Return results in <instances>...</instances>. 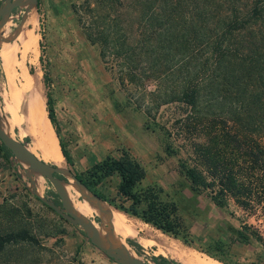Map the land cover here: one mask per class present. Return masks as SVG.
I'll use <instances>...</instances> for the list:
<instances>
[{
	"label": "rangeland",
	"instance_id": "rangeland-1",
	"mask_svg": "<svg viewBox=\"0 0 264 264\" xmlns=\"http://www.w3.org/2000/svg\"><path fill=\"white\" fill-rule=\"evenodd\" d=\"M4 2L0 0V5ZM39 6L40 11L36 5L28 10L24 5L16 6L0 28V117L10 118L11 114L13 121L12 108L15 110L19 123L13 125V136L27 144L31 141L30 128L24 121L30 91L21 94L15 105L2 59L9 52L25 54L18 37L3 48L8 37L23 27L21 31H33L38 41L37 56L28 58L27 66L35 75L44 102L46 90L53 97L59 136L73 159L69 164L64 158L66 167L82 170L99 160L102 152L119 155L122 149H128L145 167L142 184L157 185L163 197L177 204L190 243L123 212L132 229L124 240L135 254L153 264L157 263L152 257L158 255L171 264H186L179 254L190 250L213 258L216 264H264V201L254 208H246L233 198L219 205L209 189L192 187L179 165L182 157L190 160L189 141L184 139L178 122L183 106L176 101L160 102L164 89L158 79L145 77V59L138 57L134 61L138 82L122 84L118 79L120 60L102 58L100 44L85 34L82 21L89 20L88 0H40ZM164 7V0H116L100 5L98 11L117 14L136 39L141 31L149 30L146 28L152 22L157 23L156 16ZM152 11L154 18L150 20ZM30 12L33 15L28 17ZM179 56L175 54L174 59ZM95 149V155H99H90ZM38 153L44 159L42 152ZM118 180L113 175L99 187L113 195ZM75 195L74 189L76 204ZM42 197L61 202L46 176L0 148V231L26 227L36 237L35 242L21 240L6 245L0 250V264H122L94 245L78 225L49 207ZM84 217L106 226L93 210ZM127 237L139 243L140 251Z\"/></svg>",
	"mask_w": 264,
	"mask_h": 264
},
{
	"label": "trees",
	"instance_id": "trees-1",
	"mask_svg": "<svg viewBox=\"0 0 264 264\" xmlns=\"http://www.w3.org/2000/svg\"><path fill=\"white\" fill-rule=\"evenodd\" d=\"M113 1L88 0L85 34L100 44L102 58L120 60V83L138 82L134 61L142 57L145 77L158 79L164 89L160 102L183 106L178 122L189 141L190 160L182 157L179 165L192 187L209 189L219 205L229 198L246 208L264 201V0H164L157 23L136 39L117 14L99 13L100 5ZM39 5L37 0L38 11ZM39 46L42 60L41 41ZM44 76L47 82V70ZM45 96L61 152L72 164L59 136L50 91ZM0 148L11 153L1 139ZM70 170L116 210L190 243L177 204L163 197L157 185L142 184L145 167L128 149ZM113 175L119 178L115 193L105 194L99 186ZM21 240L35 242L36 237L26 227L0 231V250ZM126 240L140 251L133 238ZM152 258L157 264H171L163 255Z\"/></svg>",
	"mask_w": 264,
	"mask_h": 264
},
{
	"label": "bare ground",
	"instance_id": "bare-ground-1",
	"mask_svg": "<svg viewBox=\"0 0 264 264\" xmlns=\"http://www.w3.org/2000/svg\"><path fill=\"white\" fill-rule=\"evenodd\" d=\"M23 5L25 7H28L29 6V0H25ZM31 15H33V14L30 12L28 17H30ZM22 28L23 27L17 29V31L15 33L11 34L10 37H8L9 40H8L7 44L4 43L3 48H6L9 45H11V43L15 40V38H17L19 36V38L21 39V41H23V44L25 46V52H24L25 55L31 53V54H34L36 56L37 45H38V41L36 40L37 38L29 37L28 35L27 36L26 35L21 36V34H19V32L21 31ZM19 52H21V51H19ZM9 54H10V52H9ZM15 54H16V52H15ZM20 55L23 56V54H21V53H20ZM2 56H4V55H2ZM8 57H6V58H8ZM24 58H25V56H24ZM15 60H17V59H15ZM4 62H7V60ZM9 75H11V74H9ZM29 110H30V114H31L30 115L31 119L34 121L33 126H34V129L36 130L35 134L38 136V139H39L38 145H40L42 156H43V158H45L44 159L45 161L53 163V165H55L54 170L59 171V173L61 174L60 180H61L64 188L66 189L68 196L70 197L74 207L76 208V205H77L76 209H79L81 212H83L84 216H87L88 213H90L92 210L97 212L98 214H100L103 221L105 223L110 224L112 227V229H110V230H108V229L106 230V229H103L102 227H100L102 229L103 233L106 235L108 245L109 246L115 245L119 249L128 250V251L135 254V252L129 248L126 241L124 240V236L126 234H131V232H132V229L130 227L131 225L128 226V224L126 223L127 220H126L125 214H123L122 212H120L118 210L111 208V206L105 200H101V199L95 197L90 191H88L83 185H81L72 176V174L68 171V168L66 167V165L64 163V156L61 152V149H60V146L58 143V138H57L56 134H54L51 126L45 121V119L42 117V115L40 113L42 108H39V110H40L39 111L37 108L30 107ZM0 126L9 135L13 136L12 130H13L14 126H13V123L11 121V118H0ZM27 147L33 153H35L34 152L35 150H33L29 144H27ZM33 148L37 149V148H35V145H33ZM69 181L71 183H69ZM36 183H37V185H39V178H37ZM69 184H72L73 188ZM74 189L76 191L75 196H77L76 204H75V199L73 196V190ZM80 198H82V200H80ZM83 208H85V210H83ZM135 233H137V232H135ZM167 250H169V249H167ZM179 256L181 257V260L183 262H185L186 264H216V260H214L213 258L208 256L209 259H207L206 256L203 257L202 255H200L194 251H191V250L180 252Z\"/></svg>",
	"mask_w": 264,
	"mask_h": 264
},
{
	"label": "water",
	"instance_id": "water-1",
	"mask_svg": "<svg viewBox=\"0 0 264 264\" xmlns=\"http://www.w3.org/2000/svg\"><path fill=\"white\" fill-rule=\"evenodd\" d=\"M25 0H5V2L0 5V28L4 24L8 14L16 7L23 5ZM32 5H37V0H29V6L25 7L27 10L30 9ZM1 118V117H0ZM0 139L8 147L11 152L17 158L23 159L28 162L31 168L39 171L41 174L46 176V178L53 185L57 194L60 197V204L53 200H48L42 197L55 211L65 217L67 220L78 225L82 231L86 234L89 240L96 245L100 250H102L106 255L113 258L114 260L122 264H153L149 261H145L140 258L137 254H134L128 250L119 249L117 246H109L107 243L106 235L103 233V229H112L111 225L106 223V226H101L95 224L88 217L82 216L78 210L74 207L66 189L64 188L61 180L59 171L54 170L53 163L47 162L44 159L38 157L33 153L28 147L27 143L23 140H18L14 136L9 135L0 126ZM68 171L72 176L83 185L88 191H90L76 176L72 173L69 167ZM91 192V191H90ZM95 197L103 200L101 197L97 196L91 192ZM100 215V214H99ZM101 216V215H100ZM102 218V217H101Z\"/></svg>",
	"mask_w": 264,
	"mask_h": 264
},
{
	"label": "crops",
	"instance_id": "crops-1",
	"mask_svg": "<svg viewBox=\"0 0 264 264\" xmlns=\"http://www.w3.org/2000/svg\"><path fill=\"white\" fill-rule=\"evenodd\" d=\"M32 33H33V31H31V30H29V31L23 30V31L19 32V34H21V36L22 35H26V36L28 35L29 37H34L35 33H33V34ZM18 38H19V36H18ZM24 56H25V58H24ZM6 57H8V58H6ZM6 57L2 58L3 62L7 60V62H4L3 68H4V71L6 73V77L8 79V82L10 84L11 94H12V98L14 100L15 105H17V103L19 102L21 94H23L27 91H30L29 99L25 105L24 121L28 124V127L30 128L31 141H30L29 145L31 146V148L33 150H35L34 152L36 154H38V156H39L38 151H41V148H40V145H38L39 139H38V136L35 134L36 130L34 129V126H33L34 121L31 119V116H30L31 114H30L29 108L34 107V108H37L38 110H39V108H42L41 111L39 110L42 117L51 126L54 134H56V131H55L50 119L47 116L46 103L44 102V96L37 90V83H36L35 75L32 76L28 70V66H27L28 58L35 57V55L31 54V53H29L27 55L24 54L23 56L19 55L18 53L13 55V53L10 52V54L8 53ZM15 59H17V60H15ZM9 74H11V75H9ZM12 110L15 114V120H13V121L11 120V121H12L13 125L16 126L19 123V119H18V116H17L15 110L13 108H12ZM10 118H11V114H10ZM56 136H57V134H56ZM57 138H58V136H57ZM58 143H59V138H58ZM33 145H35V148H37V149H34ZM66 148L68 149V147H66ZM100 148H102V146ZM68 151H69V149H68ZM97 152L98 151H96V149H95V151H92V153H90V155L98 156L99 154L95 155V153H97ZM102 153L103 154H101L99 156L100 157L99 160L106 155V152H102ZM96 161H98V160H96ZM91 164L92 163H90L89 165H91Z\"/></svg>",
	"mask_w": 264,
	"mask_h": 264
}]
</instances>
